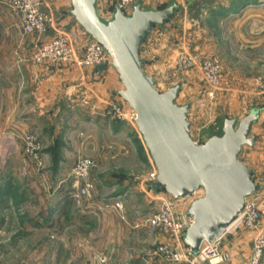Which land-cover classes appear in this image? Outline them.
<instances>
[{"label":"rangeland","instance_id":"obj_1","mask_svg":"<svg viewBox=\"0 0 264 264\" xmlns=\"http://www.w3.org/2000/svg\"><path fill=\"white\" fill-rule=\"evenodd\" d=\"M171 2L178 3L181 8L166 26L152 30L141 47V57L145 61V71L154 77L159 91H167L177 83L182 85L178 102L191 103V135L200 143L205 142L213 135L222 134L224 118L242 119L253 107L263 108L252 130L258 138L254 146L243 149L240 157L254 169L255 182L263 186L256 193L257 205L263 211L262 221L259 229L240 226L223 237L229 258L235 250L227 234L246 242L247 248L237 253L243 257L242 264H249L252 241L258 233L264 234V0H146V9L164 7ZM5 3L6 0H0V73L15 60L30 61L36 39L19 30L18 16ZM207 64L219 69L216 87L206 80L204 68ZM103 116L101 126L76 116L64 119L63 123L54 121L53 125L49 123L43 128L13 132L12 137H9L11 132L5 117L0 116V153L7 152L5 159L0 160V185L3 182L10 185L12 192L6 197L5 206H17L16 211L0 212V219H3L0 223V264H80L79 259H69L71 254L79 252L78 243H71V246L69 243L71 238L78 237V229L71 227L67 238L58 230L63 223L77 225L81 216L93 220L103 213L109 218L111 214L118 218L117 212L104 213L99 206L116 192L129 189L131 193L125 200L128 222L156 209V203L149 196L143 197L148 187L132 188L141 185L156 168L141 134L129 121ZM112 123L118 125V134L110 130ZM31 136L35 137L33 145H38L32 152L29 151ZM8 137L13 145L8 144ZM58 142L62 145L56 153ZM11 148L16 150L9 151ZM64 149L71 163L69 172L79 158H86L90 164L88 173L96 190L86 203L88 207L80 208L67 197L72 180L63 182L66 173L60 170L63 164L59 161ZM56 156L60 157L58 162ZM64 193H67L66 204L53 207L52 216L47 215L50 207L61 202ZM47 224H54L55 228ZM140 230L134 229V236L127 231L123 241L128 247L134 245V249H141L145 245L146 236L140 237L138 243L130 239L149 234ZM15 236L18 237L14 239ZM148 237L147 244L153 253L160 242L171 239L167 232L160 230L150 232ZM259 264H264V251Z\"/></svg>","mask_w":264,"mask_h":264},{"label":"water","instance_id":"obj_2","mask_svg":"<svg viewBox=\"0 0 264 264\" xmlns=\"http://www.w3.org/2000/svg\"><path fill=\"white\" fill-rule=\"evenodd\" d=\"M99 2L71 0L69 14L112 59L123 86L118 94L135 110V123L157 170L149 187L175 199L202 190L187 209L193 223L183 236L184 244L199 254L201 244L227 233L245 210L247 199L263 188L254 180V169L240 158L243 149L254 146L258 138L252 130L263 108L253 107L242 119L224 118L221 135L197 142L191 135V103L178 102L182 85L159 91L141 57V47L152 30L166 26L181 5L171 2L146 9L137 0L130 13L115 6L102 15ZM107 68V62L101 64L97 73Z\"/></svg>","mask_w":264,"mask_h":264},{"label":"crops","instance_id":"obj_3","mask_svg":"<svg viewBox=\"0 0 264 264\" xmlns=\"http://www.w3.org/2000/svg\"><path fill=\"white\" fill-rule=\"evenodd\" d=\"M45 1L49 9L62 21L61 23L66 24V29L79 31L80 34L83 35L84 29L75 21L73 16L69 14L71 10V0ZM141 2L143 8L148 7L146 0H141ZM114 5L115 0H100L99 8L101 14H110L114 10ZM18 25L20 26V24ZM20 29L21 27H19V30ZM1 71L0 116L3 115L5 117V124L11 132L9 137L14 136L13 132L19 133L32 127L43 128L49 123L53 125L54 121L57 124L63 123L64 119H72L76 116H79L81 119L93 121V125L95 126H101L104 121L102 111L105 107L102 100L108 98L113 99L123 87L119 77L112 70L107 73L98 74L97 71L93 72L91 69L82 71L78 68L66 65H54L49 63L34 64L31 61L15 60L11 66H5V69ZM109 127L112 132L118 134V125L116 123H112ZM132 127L135 128L133 124ZM135 129V131L139 133L137 128ZM10 139L7 142L9 145H13L12 143L14 142ZM13 150L16 149L11 148L9 151ZM63 154V158H61L59 162L63 164L60 170H62L63 174L66 173L63 175V182H65L67 181L65 176L67 172H69L71 163L67 160L65 149ZM6 156L7 152L0 153V160L3 161ZM3 185L4 182L0 186ZM5 185L7 186L6 183ZM141 187L143 186L139 184V186H133L132 188L141 189ZM140 191L142 192V190ZM66 196L67 193H64L62 199L59 198L61 202H56L55 205L50 207L47 215L51 214L52 216L51 212L55 210L53 207L60 208L64 206L67 202ZM67 197L69 199V194ZM143 197H147V194L144 193ZM12 209L16 211L17 206H3L0 212L2 210ZM104 213H106V211H104ZM81 214L84 215L82 211ZM111 215L112 217L109 218L108 214L102 213L99 214L97 219L95 218L93 220L81 216L77 225L71 222L68 225L62 224L61 231L58 230V232L61 233L63 237H66L71 227L78 229L76 233L78 237L71 238V241L68 239L70 246L71 243L79 244L78 254L72 255L70 253V260L79 259L81 260L80 264H92V261L94 264H101V258L105 257L108 264L163 263L159 255L153 253V249L147 244L150 242L148 236L150 232L152 233L153 231L145 228L133 227V222L138 216L131 219L132 222H128L126 218L122 219V217L117 216L119 214L115 215L118 217L116 219L113 217V214ZM0 223H3V219H1ZM59 223L60 222H58V224ZM58 224L55 225L58 226ZM47 226L55 228L54 224H47ZM128 228L130 230H128ZM134 229H142L140 231L144 233L147 231L149 234L132 237L134 236L132 235ZM127 231L131 233L132 236L130 239L133 243L141 242L140 237L144 238L145 236L148 238L146 240L147 242L143 240L145 245L142 246L141 249H134V245L128 247L124 242L125 240L123 241V239L127 238ZM227 236L232 240L231 243L234 244V247L231 246V248H233V251L235 250V254L221 264H242L241 261L243 257H241L237 251H244L247 248L244 245L246 242L240 241L239 237L236 235L227 234ZM226 240L228 241L227 238ZM109 245H111L110 251L107 252L106 249ZM224 250H228L226 245H224Z\"/></svg>","mask_w":264,"mask_h":264},{"label":"built area","instance_id":"obj_4","mask_svg":"<svg viewBox=\"0 0 264 264\" xmlns=\"http://www.w3.org/2000/svg\"><path fill=\"white\" fill-rule=\"evenodd\" d=\"M135 2L136 0H116L115 6L125 13H130ZM5 4L18 16L22 33L36 38L30 56V61L34 64L66 65L82 71L91 69L96 72L97 66L107 62V70L101 73L112 70L118 76L112 66V59L104 47L91 39L84 30L83 35L76 30L67 31L64 23H61L62 21L49 9L45 0H6ZM204 69L207 71L205 74L207 82L216 87L219 83V69L215 65L209 66L208 64ZM102 102L105 104L102 115L109 117L111 115L112 118L129 121L136 128V112L119 94L113 99H103ZM34 141L35 137L31 136L29 140L30 146H32H29L30 152L38 146L37 144L33 145ZM32 154L37 159V154L35 152ZM76 162L70 169L66 180L70 178L72 180L69 199L73 204L83 208L96 190V184L89 176L90 164L88 160L79 158ZM156 176L157 170L155 168L150 177L141 181L143 187H148L147 197L149 196L156 203V209L151 213L138 215L133 222L135 228H145L151 231L160 230L169 234L171 239L168 242H160L154 253L159 255L162 260L173 263L221 264L226 262L230 257L224 250L223 237L226 233L213 242L204 241L200 246L199 254H195L183 242L186 229L193 223V217L187 215V209L194 199L202 195V190L175 199L165 191H155L149 187ZM129 195H131L129 189L116 192L107 201L104 200L99 203L100 210L117 212L125 219V200ZM257 200V194L247 199L246 208L235 222L232 230L240 226L259 229L263 211L257 205ZM263 251L264 234L258 233L251 244L249 264H259ZM101 262L108 264L105 257L101 258Z\"/></svg>","mask_w":264,"mask_h":264},{"label":"trees","instance_id":"obj_5","mask_svg":"<svg viewBox=\"0 0 264 264\" xmlns=\"http://www.w3.org/2000/svg\"><path fill=\"white\" fill-rule=\"evenodd\" d=\"M160 8H162V7H160ZM116 123H118V121H116ZM61 145H62L61 142H58L57 143L56 149L54 150V151H56V153H59L60 152ZM55 159H56V162H58V160L60 159V157H57L56 156ZM162 191H164V190H162ZM11 193L12 192H11V189H10V185H9V187H8V185L7 186L6 185L0 186V209H1V207L5 206V204H6V197L7 196H10ZM1 219H0V221H1ZM16 238H17V236H15L14 239H16Z\"/></svg>","mask_w":264,"mask_h":264},{"label":"bare ground","instance_id":"obj_6","mask_svg":"<svg viewBox=\"0 0 264 264\" xmlns=\"http://www.w3.org/2000/svg\"><path fill=\"white\" fill-rule=\"evenodd\" d=\"M234 226H235V223H234L231 227H229V231H230L232 228H234Z\"/></svg>","mask_w":264,"mask_h":264}]
</instances>
